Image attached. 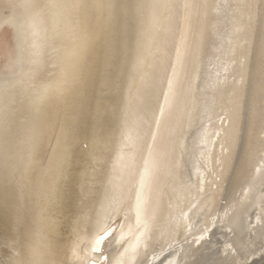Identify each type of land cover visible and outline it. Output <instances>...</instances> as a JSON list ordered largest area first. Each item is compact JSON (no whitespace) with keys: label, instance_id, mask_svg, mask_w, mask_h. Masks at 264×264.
I'll return each mask as SVG.
<instances>
[{"label":"bare ground","instance_id":"6f19581e","mask_svg":"<svg viewBox=\"0 0 264 264\" xmlns=\"http://www.w3.org/2000/svg\"><path fill=\"white\" fill-rule=\"evenodd\" d=\"M21 2L0 0V91L23 92L8 109L22 115L0 130V147L31 145L34 180L62 133L67 159L52 195L33 183L19 198L18 176L4 188L0 250L19 252L22 264H88L98 256L88 242L99 223L115 237L99 264H262L264 0H121L107 27L96 22L104 31L91 79L70 95L59 93L62 78L51 67L53 48L70 39L67 14L34 8L25 15ZM12 16L26 28L35 18L45 62L38 79L26 60L15 62L4 23ZM44 87L54 94L41 103L34 89ZM241 104L258 149L246 162L236 138ZM145 159L150 172L141 182ZM30 247L47 255L30 256Z\"/></svg>","mask_w":264,"mask_h":264},{"label":"snow or ice","instance_id":"6c2138e0","mask_svg":"<svg viewBox=\"0 0 264 264\" xmlns=\"http://www.w3.org/2000/svg\"><path fill=\"white\" fill-rule=\"evenodd\" d=\"M9 7L13 6L9 5ZM18 7L23 10V14L25 15L34 8H58L67 14L66 20L70 39L68 43L61 42L53 48L57 60L53 62L51 67L56 69L62 78V86L59 89V93L61 95H70L91 79L94 63L92 56L104 31L103 28L97 29L96 22L103 21L104 26L107 27L117 16L122 4L121 0H22ZM125 7L131 8L132 6L126 5ZM134 7L136 14L139 15L142 5L136 4ZM16 21V16H12L4 21L13 30L11 39L15 52V62L22 64L26 60L32 66L29 69L32 78L38 79L45 70V62L39 59L41 52L38 50L39 45L35 39L38 35L35 18H33V23L27 28L24 24H18ZM26 53L27 56L25 55ZM261 71L264 74V41H262L261 48ZM29 73H25V75ZM48 75L51 76L53 73L49 72ZM29 87H32V85H29ZM262 88H264V80H262ZM53 94V90L50 87L34 89L35 100L41 103L50 100ZM22 95L23 92H16L10 95L6 88L0 91V130L11 128L10 120L12 114H15L17 118L22 115L19 109L15 110L14 113L8 111L10 104L18 103V98ZM20 102L22 103V101ZM38 112L42 113L43 109H38ZM161 112H163V109H161ZM239 121L236 138L240 153L246 162L253 159L258 149L253 140V120L249 114V110L243 104L239 106ZM64 143L65 138L62 133L55 149L51 155L46 157L45 170L35 180L33 179V173H35L36 169L33 167L34 160L31 145L26 149L18 150L17 146L9 141L7 148L0 147V196L3 195L4 188L13 184L17 176L19 179L15 180V182L20 184L19 198H25L28 195L25 189H29L33 183H38L47 189L49 195L54 194L58 189L59 182L64 178V165L67 159ZM259 154L261 159H264V138H262L259 146ZM143 166L144 174L140 177L141 182H143L150 172L149 161L143 160ZM256 171L260 170L256 169ZM133 187L135 188L136 185L134 184ZM135 200V210L138 220L143 204L139 191L135 193ZM17 223L23 224L24 218L18 216ZM109 237L115 239L113 237V230L108 226H101L98 223L97 231L92 240L88 242V246L93 248L98 256L96 259H90L88 264H99L101 259L103 261L109 260V256L105 255L104 251H102ZM108 243L110 244L111 241H108ZM46 248L47 246H45ZM28 254L30 256L38 254L47 255V252L46 250L38 252L37 249L30 247ZM73 255H76L75 251H73ZM261 255L264 256V253ZM19 256V252L9 248L0 250V264H9V262L14 261ZM5 257H7V261L4 260ZM79 259L81 264H84L83 258ZM15 264H22V262L15 260ZM23 264H34V262L28 260L23 262ZM43 264H60V262L47 260ZM245 264H247V261H245Z\"/></svg>","mask_w":264,"mask_h":264}]
</instances>
